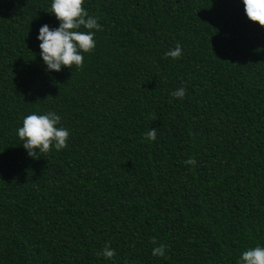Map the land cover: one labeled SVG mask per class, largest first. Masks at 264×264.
I'll list each match as a JSON object with an SVG mask.
<instances>
[{"label": "trees", "instance_id": "16d2710c", "mask_svg": "<svg viewBox=\"0 0 264 264\" xmlns=\"http://www.w3.org/2000/svg\"><path fill=\"white\" fill-rule=\"evenodd\" d=\"M48 2L0 0V264H235L264 243V28L240 0H84L95 47L58 72ZM49 110L66 147L28 156L15 129Z\"/></svg>", "mask_w": 264, "mask_h": 264}, {"label": "clouds", "instance_id": "9594fccd", "mask_svg": "<svg viewBox=\"0 0 264 264\" xmlns=\"http://www.w3.org/2000/svg\"><path fill=\"white\" fill-rule=\"evenodd\" d=\"M84 0H49L48 13L58 22L50 29L48 24H42L37 29L35 39L39 41V57L45 71H60L62 67L79 68L83 62V54L94 49V39L101 25L98 17L89 15L82 7ZM245 17L264 28V0H240ZM182 49L179 44L164 53L166 57L177 59ZM185 88L174 89L170 95L182 99ZM152 119H155L153 115ZM61 116L54 111L38 113L33 111L25 115L15 129L16 136L28 156L33 157L37 152L46 153L51 149L57 151L66 147L69 136L68 129L60 124ZM147 141L156 139V128H149L144 133ZM182 163L195 165V159L189 157ZM166 245L160 244L152 248L153 256H164ZM104 259H111L115 250L105 245L98 253ZM235 264H264V243H256L246 247L236 257Z\"/></svg>", "mask_w": 264, "mask_h": 264}]
</instances>
